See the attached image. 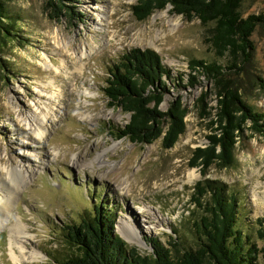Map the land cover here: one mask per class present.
Segmentation results:
<instances>
[{
	"label": "rangeland",
	"instance_id": "374dc122",
	"mask_svg": "<svg viewBox=\"0 0 264 264\" xmlns=\"http://www.w3.org/2000/svg\"><path fill=\"white\" fill-rule=\"evenodd\" d=\"M137 1L73 0L70 14L58 16L48 0L7 2L14 38L1 49L6 69L0 70V201L8 196L9 205L1 209L0 202V264H52L50 256L60 264L77 254L67 243L68 226L96 208L110 214L114 233L142 254L153 250L152 240L166 244L174 233L181 246L194 248V219L202 213L193 201L194 186L204 179L237 194L243 233L261 249L257 264H264L258 232L264 229V131L244 130L232 166L213 164L205 175L190 166L193 150L206 146L214 127L216 99L206 76L197 75L193 86L183 81L185 87L164 96L162 111L178 96L188 110L185 131L173 147L164 149L161 139L141 144L115 136L130 115L109 104L103 87L124 52L151 48L174 75L186 77L190 59L224 61L197 18L186 19L168 5L137 20ZM263 7L264 0H245L242 11L256 14ZM252 40L248 69L264 79V29ZM245 93L264 112V89L245 83ZM189 173L197 177L189 180ZM124 221L141 237L125 240L118 229Z\"/></svg>",
	"mask_w": 264,
	"mask_h": 264
},
{
	"label": "trees",
	"instance_id": "16d2710c",
	"mask_svg": "<svg viewBox=\"0 0 264 264\" xmlns=\"http://www.w3.org/2000/svg\"><path fill=\"white\" fill-rule=\"evenodd\" d=\"M12 0H0V70L6 69L1 49L13 37V18L6 9ZM73 0H48L54 16L70 14ZM245 0H138L132 11L137 20H144L156 10L171 6V11L186 19L197 18L209 31L206 41L218 59L207 61L193 58L190 71L173 74L151 48L134 47L124 52L109 68L103 87L109 104L129 113L124 127L117 129V138L127 137L141 144L161 139L169 149L185 131L188 113L181 97H175L167 110L160 105L171 88L196 85L198 76L212 82L215 94V116L210 120L212 133L204 147L193 150L190 166H199L202 175L215 164L229 167L235 164V146L246 128L264 131V112L248 102L245 83L264 89L262 76L251 72L255 45L254 32L264 29V7L256 14H245ZM68 10V11H67ZM195 72V74H192ZM203 101V96L200 98ZM204 111V110H203ZM210 111L207 112V116ZM194 204L202 213L194 219L195 247L181 246L180 239L171 236L166 244L152 240L153 250L140 253L114 233L115 222L110 214L99 211L82 217L77 225L68 226L67 243L76 247L77 254L66 257L60 264H257L258 250L248 234L243 233L237 194L213 180H199L194 186ZM264 239V229H259ZM264 252V249L262 250ZM50 256V254H48ZM52 264L59 263L51 257Z\"/></svg>",
	"mask_w": 264,
	"mask_h": 264
},
{
	"label": "bare ground",
	"instance_id": "6f19581e",
	"mask_svg": "<svg viewBox=\"0 0 264 264\" xmlns=\"http://www.w3.org/2000/svg\"><path fill=\"white\" fill-rule=\"evenodd\" d=\"M85 56V53L84 52H81V56ZM57 72V71H56ZM53 83V82H52ZM27 120V119H26ZM41 122V121H40ZM42 123V122H41ZM28 124V123H27ZM38 129H39V132H38V135L39 136H41L44 132H43V130H41V128L42 127H40V126H38L37 127ZM37 129V130H38ZM197 177V174H193V173H189V180H192V179H194V178H196ZM263 193H264V186H263ZM8 196H6V197H4L3 198V200L2 201H0L1 202V209H7V207H8V203H7V201H8ZM132 219L134 220V222L137 220L136 218H135V214L134 215H132ZM136 223V222H135ZM16 229H17V232L18 233H23V231H22V227L20 226V224H17L16 225ZM118 229H119V231H121V233H122V235L124 236L123 238L125 239V240H127L128 242H132V240L133 239H138L139 238V236L140 235H137L133 230H132V225L131 224H129L128 222H126V221H124V222H122V223H119L118 224ZM16 233V232H15ZM136 235H137V237H136ZM141 237V236H140ZM18 247L19 248H23V246H22V244H19L18 245ZM33 254L34 255H36L37 254V252L35 251V252H33ZM37 256V255H36Z\"/></svg>",
	"mask_w": 264,
	"mask_h": 264
}]
</instances>
